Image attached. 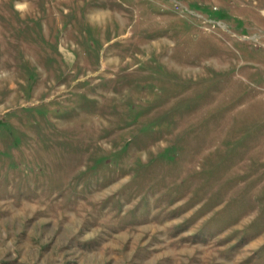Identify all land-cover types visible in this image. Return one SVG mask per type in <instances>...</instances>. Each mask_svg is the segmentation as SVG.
<instances>
[{"label":"rangeland","instance_id":"obj_1","mask_svg":"<svg viewBox=\"0 0 264 264\" xmlns=\"http://www.w3.org/2000/svg\"><path fill=\"white\" fill-rule=\"evenodd\" d=\"M0 264H264V0H0Z\"/></svg>","mask_w":264,"mask_h":264}]
</instances>
